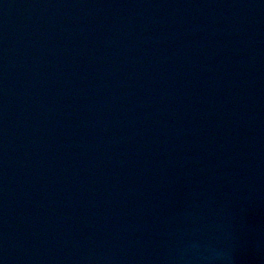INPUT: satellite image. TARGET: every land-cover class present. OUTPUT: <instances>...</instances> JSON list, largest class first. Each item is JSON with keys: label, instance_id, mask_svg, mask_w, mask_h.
<instances>
[{"label": "water", "instance_id": "obj_1", "mask_svg": "<svg viewBox=\"0 0 264 264\" xmlns=\"http://www.w3.org/2000/svg\"><path fill=\"white\" fill-rule=\"evenodd\" d=\"M0 264H264V0H0Z\"/></svg>", "mask_w": 264, "mask_h": 264}]
</instances>
